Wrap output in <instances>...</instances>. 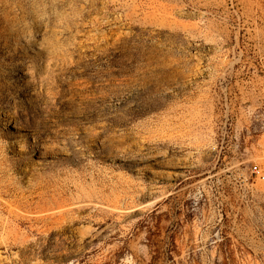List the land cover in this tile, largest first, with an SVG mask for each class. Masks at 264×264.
I'll list each match as a JSON object with an SVG mask.
<instances>
[{"label":"rangeland","instance_id":"374dc122","mask_svg":"<svg viewBox=\"0 0 264 264\" xmlns=\"http://www.w3.org/2000/svg\"><path fill=\"white\" fill-rule=\"evenodd\" d=\"M0 112V264H264V0H0Z\"/></svg>","mask_w":264,"mask_h":264},{"label":"bare ground","instance_id":"6f19581e","mask_svg":"<svg viewBox=\"0 0 264 264\" xmlns=\"http://www.w3.org/2000/svg\"><path fill=\"white\" fill-rule=\"evenodd\" d=\"M1 113V112H0ZM7 115V114H6ZM12 122V121H11ZM11 127H13V128H16V129H18V128H20L19 127V122H12L11 124ZM56 152H58V151H56ZM70 152V150H66V153H69ZM38 153H44L43 152V150H42V146L38 149ZM62 153H64V152H62ZM42 155V154H41Z\"/></svg>","mask_w":264,"mask_h":264}]
</instances>
